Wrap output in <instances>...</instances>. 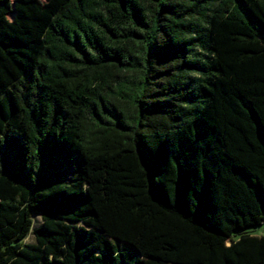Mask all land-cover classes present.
Listing matches in <instances>:
<instances>
[{"label":"trees","instance_id":"trees-1","mask_svg":"<svg viewBox=\"0 0 264 264\" xmlns=\"http://www.w3.org/2000/svg\"><path fill=\"white\" fill-rule=\"evenodd\" d=\"M261 225L264 0H0V264H264Z\"/></svg>","mask_w":264,"mask_h":264},{"label":"rangeland","instance_id":"rangeland-1","mask_svg":"<svg viewBox=\"0 0 264 264\" xmlns=\"http://www.w3.org/2000/svg\"><path fill=\"white\" fill-rule=\"evenodd\" d=\"M38 216H34L35 220H37ZM248 231H250V234H254V235H260V236H263L264 235V225H261L259 227H255V228H249ZM32 239L29 238V241H31ZM228 247L230 246L229 244L227 245ZM227 247V248H228Z\"/></svg>","mask_w":264,"mask_h":264}]
</instances>
